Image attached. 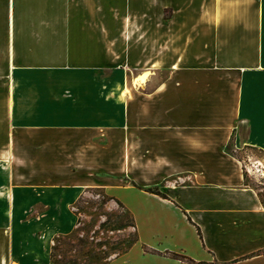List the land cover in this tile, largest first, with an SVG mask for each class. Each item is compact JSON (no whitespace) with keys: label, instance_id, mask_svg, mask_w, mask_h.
<instances>
[{"label":"crops","instance_id":"crops-1","mask_svg":"<svg viewBox=\"0 0 264 264\" xmlns=\"http://www.w3.org/2000/svg\"><path fill=\"white\" fill-rule=\"evenodd\" d=\"M249 149L264 0H0V264H51L88 187L134 224L106 264H264Z\"/></svg>","mask_w":264,"mask_h":264},{"label":"rangeland","instance_id":"rangeland-1","mask_svg":"<svg viewBox=\"0 0 264 264\" xmlns=\"http://www.w3.org/2000/svg\"><path fill=\"white\" fill-rule=\"evenodd\" d=\"M247 151L242 157L243 165L251 172L256 171L257 167L263 168L250 174L248 178L250 184L258 190L264 204V154L251 149ZM58 160L49 159L52 163ZM62 161L70 164L73 159H61ZM64 170L67 171V176L71 174L70 168ZM68 207L75 217L71 229L56 235L51 244H56L53 259L57 264H106L112 256L126 250L136 239L130 213L100 188H84Z\"/></svg>","mask_w":264,"mask_h":264},{"label":"trees","instance_id":"trees-1","mask_svg":"<svg viewBox=\"0 0 264 264\" xmlns=\"http://www.w3.org/2000/svg\"><path fill=\"white\" fill-rule=\"evenodd\" d=\"M148 190H150V191H152V192H155V189H148ZM115 201H117V200H115ZM118 202V204L120 203L119 201H117ZM120 205H121V203H120ZM133 226H134V224H133ZM136 240V239H135ZM135 242V241H134ZM133 242V243H134ZM132 245V244H131ZM56 247V244L55 245H53V246H51V249H50V263L51 264H57V263H55V261H54V259H53V249Z\"/></svg>","mask_w":264,"mask_h":264},{"label":"built area","instance_id":"built-area-1","mask_svg":"<svg viewBox=\"0 0 264 264\" xmlns=\"http://www.w3.org/2000/svg\"><path fill=\"white\" fill-rule=\"evenodd\" d=\"M257 161H259L260 162V160H257ZM244 167H245V172H247V174H254V172H259V171H261V169H263V168H256V171H253V172H251V170L250 169H248V167H246L245 165H244Z\"/></svg>","mask_w":264,"mask_h":264},{"label":"bare ground","instance_id":"bare-ground-1","mask_svg":"<svg viewBox=\"0 0 264 264\" xmlns=\"http://www.w3.org/2000/svg\"><path fill=\"white\" fill-rule=\"evenodd\" d=\"M145 78V76H142V79H144Z\"/></svg>","mask_w":264,"mask_h":264}]
</instances>
